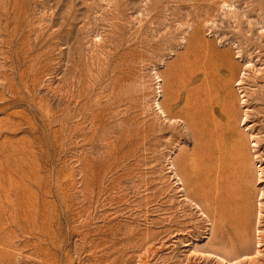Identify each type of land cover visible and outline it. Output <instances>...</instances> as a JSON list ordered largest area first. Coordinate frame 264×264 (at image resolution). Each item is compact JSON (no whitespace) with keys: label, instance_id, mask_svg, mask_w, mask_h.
Returning <instances> with one entry per match:
<instances>
[{"label":"rangeland","instance_id":"1","mask_svg":"<svg viewBox=\"0 0 264 264\" xmlns=\"http://www.w3.org/2000/svg\"><path fill=\"white\" fill-rule=\"evenodd\" d=\"M0 264H264V0H0Z\"/></svg>","mask_w":264,"mask_h":264},{"label":"bare ground","instance_id":"2","mask_svg":"<svg viewBox=\"0 0 264 264\" xmlns=\"http://www.w3.org/2000/svg\"><path fill=\"white\" fill-rule=\"evenodd\" d=\"M217 58H218V56H217ZM218 60H219V58H218ZM239 71H242L243 72V70H239ZM238 71V74L240 73ZM241 72V73H242ZM235 73H236V71H235ZM247 73H245L244 72V74H242L243 76L242 77H237V82L235 83L238 87H239V89H240V94H239V100H240V102L238 101V103H237V98L236 97H238L237 95H236V97L234 96L233 97V101L232 102H228V101H224V103H225V105L224 106H228L229 105V109H230V111L234 114V112H236V109H237V106H239V103H241L242 105H246L247 104V102H248V99H247V92H245L244 91V87H243V84H244V77H246L247 75H246ZM240 75V74H239ZM238 75V76H239ZM246 75V76H245ZM239 78V79H238ZM236 81V80H235ZM202 96H204V94L202 95ZM203 98V97H202ZM206 98V97H205ZM204 100H206V99H204ZM206 102V101H205ZM204 103V102H203ZM241 106V105H240ZM205 108V107H204ZM205 114V113H204ZM246 115V114H245ZM245 118V117H244ZM243 119V118H242ZM244 120V119H243ZM242 120V121H243ZM206 121V120H205ZM204 143H205V145L207 146V148L205 149V151L203 150V152H206L205 153V166H203L205 169V177H206V187H207V190H206V194H207V198L209 199V201L211 202L212 201V195H213V187H214V185H213V183H212V168H210V158H211V154H210V152H208V141L207 140H205L204 141ZM204 148H205V146H203ZM238 153H239V156H241L242 155V153H241V151L242 152H244L243 151V148L241 147V146H238ZM212 165V164H211ZM204 181H205V179H204ZM245 200V199H244ZM242 201V200H241ZM240 201V202H241ZM243 202V201H242ZM213 247V246H212ZM217 250V249H216Z\"/></svg>","mask_w":264,"mask_h":264}]
</instances>
